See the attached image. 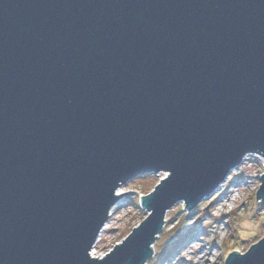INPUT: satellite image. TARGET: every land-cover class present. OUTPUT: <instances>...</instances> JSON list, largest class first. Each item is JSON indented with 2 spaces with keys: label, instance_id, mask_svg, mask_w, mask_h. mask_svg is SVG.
<instances>
[{
  "label": "water",
  "instance_id": "water-1",
  "mask_svg": "<svg viewBox=\"0 0 264 264\" xmlns=\"http://www.w3.org/2000/svg\"><path fill=\"white\" fill-rule=\"evenodd\" d=\"M250 153L264 158V0H0V264H147L167 213ZM160 173L145 219L93 258L136 192L117 190ZM224 264H264V237Z\"/></svg>",
  "mask_w": 264,
  "mask_h": 264
},
{
  "label": "rangeland",
  "instance_id": "rangeland-1",
  "mask_svg": "<svg viewBox=\"0 0 264 264\" xmlns=\"http://www.w3.org/2000/svg\"><path fill=\"white\" fill-rule=\"evenodd\" d=\"M262 170L256 157H251L244 168L236 170L231 179L225 182L223 191L233 188L241 172L247 174L251 182L241 187V197L228 215L218 217L213 214V203L220 198V191L212 195L213 202L206 199L193 211L184 208V202L174 206L167 213L165 229L154 244L155 255L148 264H224L232 251L244 253L262 239L264 205L256 207V193L261 184ZM165 175L141 176L121 187L125 193L136 191L138 194L130 192L122 197L107 230L101 233L94 250H91L94 251V256L105 257L145 219L147 213L140 207V195L151 192ZM173 246L178 247L170 255L166 250H171ZM94 256L92 257L97 258Z\"/></svg>",
  "mask_w": 264,
  "mask_h": 264
},
{
  "label": "built area",
  "instance_id": "built-area-1",
  "mask_svg": "<svg viewBox=\"0 0 264 264\" xmlns=\"http://www.w3.org/2000/svg\"><path fill=\"white\" fill-rule=\"evenodd\" d=\"M251 157H256V160L259 164V168L263 169L262 172L264 173V158L260 155V154H257V153H250V154H247L242 162L240 163V165L236 168H234L230 174L227 176V178L225 179V181L219 185L218 189L216 190V192H221L220 193V198H218L213 204H214V211H213V214L215 216L218 215V217H222L223 215H228L230 213V211H232L233 209V206L235 205V203L238 201V199L241 197L240 194H241V187H243L244 185H249L251 184V182L249 181V177L247 176V174H244L242 172L246 171L243 170L239 177H237L238 175H236V184L234 183L233 185V188H230L228 189L227 191H223V187L224 185L226 184L225 182H228L229 179H231L232 175H234L233 173L238 170V169H242L246 166L247 164V161L250 160ZM253 161V160H252ZM254 162V161H253ZM249 164V163H248ZM262 173V174H263ZM161 175V173L159 174ZM262 177V176H261ZM260 177V178H261ZM122 187V186H121ZM120 187V188H121ZM232 187V186H231ZM119 188V189H120ZM118 189V190H119ZM118 190H117V194H118ZM141 196V195H140ZM213 197L214 196H211L209 199H211V202H213ZM122 197L120 198V200L112 207V209L110 210V213H109V218L108 220L106 221V223L104 224V227L102 228L98 238H97V241L95 243V245L97 244V242L99 241V238L101 236V233L105 230H107L108 226H109V222L111 221V218L113 217L114 213H115V210L118 206V204L120 203ZM166 218H165V223H166ZM95 247V246H94ZM94 247L92 250H94ZM94 252V251H93ZM93 252H91V255H93ZM94 257H98L99 259H102L104 257V255H101V256H94Z\"/></svg>",
  "mask_w": 264,
  "mask_h": 264
},
{
  "label": "trees",
  "instance_id": "trees-1",
  "mask_svg": "<svg viewBox=\"0 0 264 264\" xmlns=\"http://www.w3.org/2000/svg\"><path fill=\"white\" fill-rule=\"evenodd\" d=\"M179 245V244H178ZM177 247L178 246H173V247H171V250H170V248H168L167 250H166V252H168L170 255L177 249ZM170 251V252H169Z\"/></svg>",
  "mask_w": 264,
  "mask_h": 264
},
{
  "label": "bare ground",
  "instance_id": "bare-ground-1",
  "mask_svg": "<svg viewBox=\"0 0 264 264\" xmlns=\"http://www.w3.org/2000/svg\"><path fill=\"white\" fill-rule=\"evenodd\" d=\"M122 193H125L121 188L118 190V195L122 194ZM124 195H122L121 197H123ZM209 199V198H208ZM206 200V199H205ZM204 200V201H205ZM167 216V215H166ZM165 229V227H164ZM104 232V231H103ZM154 251H155V247H154ZM148 264V263H147Z\"/></svg>",
  "mask_w": 264,
  "mask_h": 264
}]
</instances>
